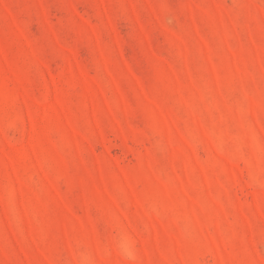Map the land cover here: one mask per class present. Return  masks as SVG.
Here are the masks:
<instances>
[{
	"label": "rangeland",
	"instance_id": "rangeland-1",
	"mask_svg": "<svg viewBox=\"0 0 264 264\" xmlns=\"http://www.w3.org/2000/svg\"><path fill=\"white\" fill-rule=\"evenodd\" d=\"M264 264V0H0V264Z\"/></svg>",
	"mask_w": 264,
	"mask_h": 264
},
{
	"label": "clouds",
	"instance_id": "clouds-1",
	"mask_svg": "<svg viewBox=\"0 0 264 264\" xmlns=\"http://www.w3.org/2000/svg\"><path fill=\"white\" fill-rule=\"evenodd\" d=\"M115 250L125 264H134L136 259L135 248L126 234L121 233L117 237L115 241ZM81 264H90V258L87 255H82Z\"/></svg>",
	"mask_w": 264,
	"mask_h": 264
}]
</instances>
